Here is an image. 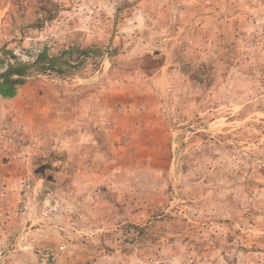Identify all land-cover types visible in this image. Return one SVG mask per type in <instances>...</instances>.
<instances>
[{
	"label": "rangeland",
	"instance_id": "rangeland-1",
	"mask_svg": "<svg viewBox=\"0 0 264 264\" xmlns=\"http://www.w3.org/2000/svg\"><path fill=\"white\" fill-rule=\"evenodd\" d=\"M43 52L0 264H264V0H0V70Z\"/></svg>",
	"mask_w": 264,
	"mask_h": 264
},
{
	"label": "crops",
	"instance_id": "crops-1",
	"mask_svg": "<svg viewBox=\"0 0 264 264\" xmlns=\"http://www.w3.org/2000/svg\"><path fill=\"white\" fill-rule=\"evenodd\" d=\"M20 64H25V63L10 64L8 65L7 68L5 69L2 68L0 70V99L12 100L18 95L22 84L16 83L14 81L16 79L23 80L25 77V75L20 76L15 72L17 70V67H21ZM26 64H30L31 65L30 67H32L33 63H26Z\"/></svg>",
	"mask_w": 264,
	"mask_h": 264
},
{
	"label": "trees",
	"instance_id": "trees-1",
	"mask_svg": "<svg viewBox=\"0 0 264 264\" xmlns=\"http://www.w3.org/2000/svg\"><path fill=\"white\" fill-rule=\"evenodd\" d=\"M50 58V57H49ZM44 59H47L45 53H40L38 54V56L36 57V60L34 61V63L32 64V66L37 65L38 63H40L41 61H43ZM53 61H56V58L53 59H48V61L46 62V64L48 66H50V68H54V63ZM21 67H17V70L15 71L16 74L20 75V76H24L28 73L29 69L31 68L30 64H20ZM14 82L16 83H22L23 80L22 79H16Z\"/></svg>",
	"mask_w": 264,
	"mask_h": 264
}]
</instances>
